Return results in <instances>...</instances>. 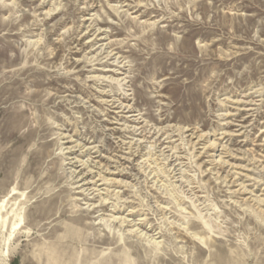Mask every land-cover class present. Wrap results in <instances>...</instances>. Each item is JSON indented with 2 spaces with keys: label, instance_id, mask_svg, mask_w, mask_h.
Here are the masks:
<instances>
[{
  "label": "rangeland",
  "instance_id": "374dc122",
  "mask_svg": "<svg viewBox=\"0 0 264 264\" xmlns=\"http://www.w3.org/2000/svg\"><path fill=\"white\" fill-rule=\"evenodd\" d=\"M256 196L264 0H0V264H264Z\"/></svg>",
  "mask_w": 264,
  "mask_h": 264
},
{
  "label": "bare ground",
  "instance_id": "6f19581e",
  "mask_svg": "<svg viewBox=\"0 0 264 264\" xmlns=\"http://www.w3.org/2000/svg\"><path fill=\"white\" fill-rule=\"evenodd\" d=\"M102 50V49H101ZM104 50V49H103ZM120 58V57H119ZM123 63H125V62H120V64H123ZM119 70H121V68L119 69ZM122 71V70H121ZM132 108V107H131ZM129 113H131V112H129ZM133 115V114H132ZM137 115V114H136ZM134 117V116H133ZM137 119V118H136ZM129 123V122H128ZM127 128V127H126ZM134 129V128H133ZM126 130V129H125ZM159 130V129H158ZM224 131V130H223ZM230 134H232L231 132H230ZM233 134H235V133H233ZM144 135H146V134H144ZM152 135V134H151ZM160 135V134H159ZM206 136V135H205ZM208 136V135H207ZM221 136L223 137H220L221 139L220 140H217V141H220V143L219 142H215L214 140H213V142H212V144H211V146L214 148V149H217V150H219V148L220 147H223V148H221L222 150H225L224 149V147H225V145L223 144V141L222 140H224V139H226L228 136H231V135H228V132H224V133H222L221 134ZM232 137L233 136H231L230 138L232 139ZM205 138V137H204ZM203 138V139H204ZM234 138V137H233ZM144 139V138H143ZM194 139V138H193ZM247 139V138H246ZM211 140V139H210ZM144 141V140H143ZM199 141H201V140H199ZM227 141V140H226ZM156 142V141H155ZM160 142V141H159ZM231 143V142H230ZM79 145H80V143H78ZM191 144V143H190ZM152 145H150V147H151ZM83 147V146H82ZM227 147V146H226ZM230 148V147H229ZM152 149V148H151ZM231 149V148H230ZM194 150V149H193ZM231 152H228L227 150H226V152H224L223 154L221 153V155L220 156H218V160H216L215 162H217L218 163V165H220V166H223V167H229V166H231V170L233 171V173H231L230 172V174L227 176V177H224L225 178V180H227L230 176L232 177V179L234 178L235 180L232 182V184L233 185H235V184H237V183H240L239 184V187H240V193L241 194H244V193H247V192H249L250 191V189H248V186L246 185V181H244V178H248V173H246L247 175H244V173L247 171H249V170H246V167H243V168H238V167H236V166H234L233 164H231L230 163V161L228 160V158H231L232 159V157H233V155L232 154H230ZM223 156H227V157H223ZM202 157V156H201ZM233 159H234V157H233ZM131 161V160H130ZM113 162V161H112ZM125 162V161H124ZM230 164V165H229ZM258 164V163H257ZM87 165V164H86ZM97 166V165H96ZM90 168V167H89ZM103 168V167H102ZM120 168V167H119ZM104 169V168H103ZM107 171L108 170H110V169H106ZM230 170V169H229ZM102 173L103 172H100V174H99V176L100 177H102ZM113 175V174H112ZM122 175V174H121ZM231 179V180H232ZM102 181H104V182H107L108 181V179L107 178H105V177H102V179H101ZM230 180V179H229ZM84 181V180H83ZM93 183V182H92ZM230 184V183H229ZM85 185H87V184H84V186ZM104 185V184H103ZM96 186V185H95ZM92 189V188H91ZM90 191V190H89ZM96 191H102V190H96ZM254 193V191H250V194H253ZM95 193H93V195H94ZM254 201H256L258 204H261V205H263L264 204V200L261 198V197H255V199H254ZM260 206V205H259ZM140 221V220H139ZM141 232V231H140ZM143 233V232H142ZM145 235H147V234H145ZM148 236V235H147ZM146 236V237H147ZM153 241V240H152Z\"/></svg>",
  "mask_w": 264,
  "mask_h": 264
}]
</instances>
